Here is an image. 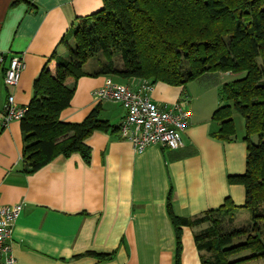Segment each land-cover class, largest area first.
<instances>
[{"label": "crops", "instance_id": "1", "mask_svg": "<svg viewBox=\"0 0 264 264\" xmlns=\"http://www.w3.org/2000/svg\"><path fill=\"white\" fill-rule=\"evenodd\" d=\"M102 7V0H0V52L18 54L25 64L16 86L8 88L0 80V106L9 92L27 106L41 69L54 67V53L66 55L62 39L80 18ZM85 71L68 83L73 94L60 119L81 122L99 104L100 117L118 125L122 106L96 99L94 90L108 79L135 88L141 78ZM186 85L158 81L151 93L158 104L189 99L191 118L177 149L151 144L138 152L118 133L96 130L87 138L89 163L78 153L58 155L26 174L20 120L0 130V206L23 204L10 239L18 264H176L168 198L172 213L187 218L218 208L226 197L235 205L244 203V186L228 182V176L245 171L244 134L235 133L229 141L212 137L219 92L205 98L211 90L206 88L191 96ZM202 227L181 226L179 264H201L194 234ZM86 251L113 254L99 260L82 255Z\"/></svg>", "mask_w": 264, "mask_h": 264}, {"label": "trees", "instance_id": "2", "mask_svg": "<svg viewBox=\"0 0 264 264\" xmlns=\"http://www.w3.org/2000/svg\"><path fill=\"white\" fill-rule=\"evenodd\" d=\"M102 1L101 9L80 18L62 39L66 55L54 53V67L44 66L33 81V95L20 120L23 172L32 174L58 155L78 153L89 163L87 138L96 130L118 133V125L100 117L99 104L81 122L59 117L73 94L68 83L85 75L84 65L99 53L103 59L92 75L185 86L207 73L245 72L219 84L221 104L211 115L218 124L211 136L225 141L236 133L233 110L244 119L245 171L228 176V182L244 186V203L235 205L226 197L218 208L195 218L174 215L169 198L167 206L176 238V264L181 226L203 225L214 212L221 218L231 213L233 217L239 208L248 212L245 224L217 226L215 217V226L203 225L195 232L201 264L264 260V0ZM71 37L73 44L68 42ZM245 250L250 253L231 257ZM112 254L86 251L82 255L105 260Z\"/></svg>", "mask_w": 264, "mask_h": 264}, {"label": "built area", "instance_id": "3", "mask_svg": "<svg viewBox=\"0 0 264 264\" xmlns=\"http://www.w3.org/2000/svg\"><path fill=\"white\" fill-rule=\"evenodd\" d=\"M24 61L18 54L0 52V80L11 88L18 84ZM154 83L141 78L132 88L128 84L108 79L94 90L98 100L111 99L118 102L124 115L118 124V136L129 141L134 150L141 152L151 144H161L169 149L183 145L182 133L191 118L189 99L184 96L173 103L158 104L151 98ZM27 106L16 102L13 93H7L0 106V130L12 120H21ZM23 209L22 203L0 206V264H18L12 254L10 239L13 224Z\"/></svg>", "mask_w": 264, "mask_h": 264}, {"label": "rangeland", "instance_id": "4", "mask_svg": "<svg viewBox=\"0 0 264 264\" xmlns=\"http://www.w3.org/2000/svg\"><path fill=\"white\" fill-rule=\"evenodd\" d=\"M69 36V35H68ZM71 44V43H70ZM73 44V43H72ZM97 57V58H96ZM95 58H92L88 61V63L85 66V69L87 70H95L98 68L99 64L98 61L101 62V60L103 59V56L99 53L98 55H96ZM214 74V75H212ZM245 74V72H238V73H233V72H226V73H207L203 76H200L199 78L189 81L186 85L187 90H189L191 96L194 95V93H203V91L206 90V88H211V90L208 91V93H205L207 95H204L205 98H209L208 96H215L216 95V91L219 92V87L218 90L217 88V83H218V79H221L222 82L224 81H230L236 78H240L243 77ZM217 81V83H216ZM203 98V96H202ZM198 103V100H193L192 103L193 105H195V103ZM232 116L234 119V123H235V128H236V133L237 134H244V119L243 117L236 111L233 110L232 112ZM255 139V137H254ZM215 213V214H214ZM213 214H211L208 217V220L204 222V226H212V224L214 225V219H218L219 222L216 224L217 226H226V227H231L234 226L235 224H245V222L248 220V212L246 209L244 208H239L237 210H235L234 215L232 217V213L231 214H227L224 215V217H218L217 216V212H214ZM216 217V218H215ZM232 218L234 220H232ZM215 226V225H214ZM250 251L245 250V251H240L234 255H232L231 257H242L244 255L249 254ZM239 264H264V260H247V261H243Z\"/></svg>", "mask_w": 264, "mask_h": 264}]
</instances>
